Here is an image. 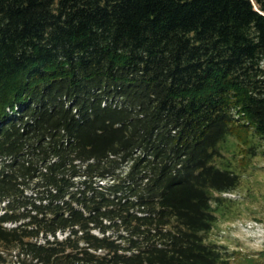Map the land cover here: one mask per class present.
Here are the masks:
<instances>
[{
  "label": "trees",
  "instance_id": "obj_1",
  "mask_svg": "<svg viewBox=\"0 0 264 264\" xmlns=\"http://www.w3.org/2000/svg\"><path fill=\"white\" fill-rule=\"evenodd\" d=\"M257 154L264 0H0V264H264Z\"/></svg>",
  "mask_w": 264,
  "mask_h": 264
},
{
  "label": "rangeland",
  "instance_id": "obj_2",
  "mask_svg": "<svg viewBox=\"0 0 264 264\" xmlns=\"http://www.w3.org/2000/svg\"><path fill=\"white\" fill-rule=\"evenodd\" d=\"M240 199L239 217L219 218L205 233V240L225 247L236 258L264 249V155L257 154L243 169L238 193H225ZM235 263L237 261L235 260ZM239 264L244 262L239 259Z\"/></svg>",
  "mask_w": 264,
  "mask_h": 264
}]
</instances>
